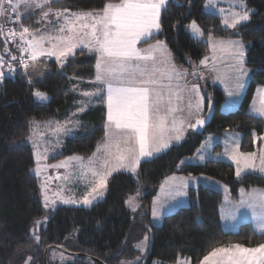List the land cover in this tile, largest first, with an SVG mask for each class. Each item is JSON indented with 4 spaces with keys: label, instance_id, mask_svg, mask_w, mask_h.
<instances>
[{
    "label": "trees",
    "instance_id": "trees-1",
    "mask_svg": "<svg viewBox=\"0 0 264 264\" xmlns=\"http://www.w3.org/2000/svg\"><path fill=\"white\" fill-rule=\"evenodd\" d=\"M107 2L119 3L120 0H55L52 8L96 11ZM203 3L204 0H168L166 7L161 9L160 30L147 43L141 41L139 46L162 42L172 64L188 71L205 59L209 41L242 42L245 66L251 78L240 104L234 111L223 113L220 107L225 102L224 92L210 82L204 83V89L201 88L204 115L212 104L213 117L203 134L195 135L190 131L181 144L141 162L136 176L112 175L107 181L105 199L89 209L62 207L52 213L44 210L38 179L32 173L35 158L28 140L34 128L39 133L38 128L70 118L80 124L78 136L67 140L61 153L48 160L50 163L69 157L90 159L104 143L106 108L101 99L104 92H97L96 89L102 88L94 83L96 54L76 50L63 67L52 60L38 59L34 69L42 78L32 81L19 64V36L7 45L0 36V56L5 61V66L0 68L4 73L0 78V264H25L29 256L32 259L28 264H43L44 251L50 246L86 255L102 264H121L122 261L125 264L139 257L134 245L147 235L146 255L132 264H177L180 259L200 264L213 247L239 244L251 248L264 243V234L257 233L250 224L240 225L235 232L224 231L219 214L222 194L202 185L189 188L187 205L164 216L159 226L151 224L148 213L132 214L127 208V199L144 190L146 194L141 204L147 211L160 183L172 175L217 180L228 188L233 202L238 200L241 191L264 189V176L245 174L236 178L234 166L225 161L209 160L200 165L180 163L194 155L207 135L219 136L224 132L240 135V151L257 152L261 139L253 142V133L260 137L264 131V120L249 113L255 90L264 87V0H244L250 20L232 30L224 28L215 14L203 11ZM38 19L37 9L25 22L26 26L43 28L35 22ZM192 21L204 32L201 40L186 31ZM11 55L18 59L12 60ZM8 65L13 68L11 79H5L10 72ZM38 65L46 67L48 72ZM37 89L47 94L48 100L44 103L35 100L33 92ZM91 91L98 93L92 104L90 97L82 98L83 92ZM79 103H87L83 113L79 111L82 107H78ZM219 149L220 145L214 147L215 151ZM45 217H48L46 224ZM37 220L42 221L37 232L39 242L33 237ZM58 254L65 258L57 259L55 255ZM45 258L46 264H97L85 258L64 256L54 249H49Z\"/></svg>",
    "mask_w": 264,
    "mask_h": 264
},
{
    "label": "snow or ice",
    "instance_id": "snow-or-ice-1",
    "mask_svg": "<svg viewBox=\"0 0 264 264\" xmlns=\"http://www.w3.org/2000/svg\"><path fill=\"white\" fill-rule=\"evenodd\" d=\"M54 2L55 0H0V36L4 37L6 45L8 42H15L17 35L19 36L20 45H18V49L21 53L27 52L32 62L30 65L25 62L23 56L19 58V64L25 69V72L30 66L35 67L38 58L41 56H55L57 63L63 67L66 58L69 55H74V50L80 45L88 47L90 51L95 50L99 54L95 66V81L107 86V122L103 144L104 159L100 165L102 171H97L94 167L90 168L95 179L91 185V191L82 198L83 204L87 206L92 203L93 199H96L92 193L103 195L98 190L107 187V177L113 171L123 168L135 174L142 157L151 156L153 152L167 149L172 139L179 141L181 138L179 134L174 137L166 135L169 131L179 132L176 128L175 118L172 121V128L169 129L167 126V115L181 111L178 107L170 106L171 96L168 100L169 106H166L163 114H161V105L164 100L161 89L164 87L171 89L170 83L162 85L156 79L158 70L154 66L156 60L154 52L162 48V42L157 41L155 45H151L143 53L137 48V44L142 40L145 43L148 42L153 29L160 30L161 9L166 7L168 0L107 2L102 9L87 13H72L67 8L53 9L52 4ZM212 4L213 0H208L205 7H210ZM239 4L240 11L230 10V18L229 16L223 18L226 27L236 29L238 25L250 20V12L244 5V0H239ZM37 9L40 19L35 22L43 25V28L33 29L26 26L25 22L36 14ZM224 11V9H220L222 14ZM7 25L12 26L6 28ZM16 25L19 27L17 28ZM188 27L194 38L203 37L204 32L196 21H192ZM85 29L88 31H84ZM219 43L221 47L234 49L233 58L236 61L234 69L239 73V76L236 77V89H242L244 84L241 77L248 74L244 68V44L232 40L220 41ZM46 44L50 47H46ZM5 51H8L7 47H5ZM11 59L17 60L18 58L11 55ZM141 61L144 63H139ZM149 61L153 63L149 64ZM200 63L206 65L207 59ZM4 66V58L0 56V68ZM8 67L9 71H13L11 65ZM3 75L4 73L0 71V78ZM167 75L169 81L173 79L176 81L185 80L184 87H187L186 76L188 75L196 76L198 80L203 79L197 72L178 69L175 64H172ZM112 81H118V83L113 84ZM177 88H181L179 83H177ZM96 91L99 92L101 89L98 88ZM191 91L199 97L196 107L200 111L204 97L200 96L199 85L193 83ZM258 92L261 94V107L254 108L253 111L258 116L264 117V89H258ZM238 94V92H228L230 97ZM33 95L40 101L48 100L47 94L38 89L33 92ZM83 95L91 97L95 95V92H84ZM175 95L177 99L181 98L179 92H176ZM79 111H84V107H81ZM204 123L205 119L198 118L195 124L189 122L188 127L197 129L203 127ZM181 124H183V120H181ZM62 130L64 128L58 126L54 131ZM253 137V142L257 139H264V136L257 137L255 133H253ZM234 139L235 143L232 144L231 154L229 155L227 149L225 154L229 155V158L236 163V176L239 178L242 170L241 164L245 169L255 170L253 161L257 154L240 151L239 138ZM204 158L203 154L198 155V159L204 160ZM68 159L82 160L83 158L69 157ZM260 159L261 164L264 165V155ZM180 163L184 164L185 161H180ZM37 164L36 174L39 175L38 155ZM67 166V161L51 165L54 168H66ZM259 171L264 172V166L260 167ZM170 179L172 183L166 180L161 185V194L172 198L185 195L184 189L187 187V181L181 179L176 182L175 177ZM43 187L42 185V189ZM89 196H92V199H89ZM48 199L45 195V207L48 206ZM133 200L134 197H130L127 203L132 205ZM63 202L76 203L77 201L64 199ZM240 203L243 205L245 201L241 200ZM156 204L157 201H154L152 209L154 218L159 215ZM247 206L252 209L253 219L257 221L259 230L264 233V193H257L256 190H253L249 194ZM132 210H136L135 206L132 207ZM229 215L233 219L235 218L234 212H230ZM41 223L42 221L37 220L33 228V237L37 242L40 241L37 232ZM147 240L148 237L145 236L136 247L143 250ZM31 259L32 257L29 256L25 264H28ZM121 264L124 262L122 261ZM128 264H132V262H128ZM200 264H264V243L251 248L239 244L228 247H213L203 257Z\"/></svg>",
    "mask_w": 264,
    "mask_h": 264
},
{
    "label": "rangeland",
    "instance_id": "rangeland-1",
    "mask_svg": "<svg viewBox=\"0 0 264 264\" xmlns=\"http://www.w3.org/2000/svg\"><path fill=\"white\" fill-rule=\"evenodd\" d=\"M206 4H208V0H204L203 7H202L203 11L210 12V13H213L216 16H218L220 18L222 26L224 28L230 29V30L233 29V28H228L224 25L223 18L225 16H229L230 10L231 11H240L241 10L239 0H213L212 6L207 7V8L205 7ZM220 9L225 10L223 12V14L220 12ZM87 12H93V11H82V12H72V13H87ZM229 18H230V16H229ZM244 23H246V22H244ZM190 24H191V22L187 25L186 31L190 34L191 37H193L191 34V31L188 27ZM238 26H240V25H238ZM84 31H88V29H85ZM153 31H154V32H152L153 35H155L158 32L155 29H153ZM54 34L58 35L59 33H54ZM195 39L201 40L202 38H195ZM19 45H20V39H19ZM45 46L50 47V45H48V44H46ZM79 49L87 50L91 53H95L97 57L99 55L95 50L90 51L88 47H84L83 45L78 46L74 50V52L76 50H79ZM222 49H225V48L220 47V46L211 47L210 50L208 51L207 58L209 57V54L211 52H217V51H220ZM226 49H228V48H226ZM232 50L234 51V49H232ZM244 52H245V48H244ZM19 54H20V56H23L24 59H27L30 61L29 54L27 52H24V53L20 52ZM71 56L72 55H69L66 58V60L69 59ZM233 56H234V52H233ZM233 56H232V59L228 60V63L223 70L218 71V72H213L209 76L210 81L214 80L213 83H211V84L220 88L225 94V104L223 103L224 105L222 106V112L223 113H224L223 109L230 106L231 104H232V107H235L237 104L238 105L240 104V102H241V100H242V98L246 92L248 82L250 81L249 79L251 78V73L244 64V68L246 69V71L248 73L246 76L241 77V80L244 84V87L242 89H236V77L239 76V73H237L234 69L236 61L234 60ZM38 59L39 60L45 59V61L52 60L55 63H57L55 56H52V57L41 56ZM62 59H64V58H62ZM244 61H245V55H244ZM57 64L60 66L59 63H57ZM38 67H42V68H44V70L46 69V71L48 72V69L46 67L40 66V65H38ZM21 69L24 73L29 74L32 81L40 80L42 78V75H39V77H38V71L35 70L34 67H32V66L27 70V72H25V69L22 66H21ZM112 82H113V84L118 83V81H112ZM204 87H205V84L201 85L202 89H204ZM258 89H264V87H259L255 90L253 100H252L251 105L249 107V113L251 115L257 117V118H262L264 120V117L258 116V114L253 111L254 108H260L261 107V94L258 92ZM229 91H233L234 93L238 92L239 94L233 95L230 97L228 95ZM91 92H94V91H91ZM97 94L98 93L95 92V95H92L90 97L91 98V104L93 103L92 99ZM82 98L87 99V97L84 95L82 96ZM83 99H82V101H83ZM35 100L38 101L39 103L45 102V101L38 100L36 97H35ZM81 105H82V107H84V110H85L87 107V103L86 104L85 103H82V104L79 103L78 107H80ZM238 105L233 110H230L227 112L234 111L238 107ZM80 112L83 113L84 111H80ZM227 112H225V113H227ZM71 120L73 122H71ZM64 122H67V123H64ZM64 122H60V123L56 122L55 123V121H54L51 124H48L42 128H38L37 132H39V133H36L35 128H34V131L30 136L31 139L28 140L29 145L33 148L34 158H35V167H34L32 173L38 179V186H39V191H40V196H41L43 208L45 211L50 212V213H52L56 209L62 208V207L89 209L94 204L102 202L105 199V196L107 193V187L105 189H99L98 192H102L103 195H98L97 193H92V196H95L96 199H93L92 203L90 205L86 206L82 202V198L87 193H89L91 191V185L95 179L92 176V172H91L90 168L94 167L97 171H102V169L100 168V165L104 159V148H103L104 143L99 147L100 150L98 151V148H97V150L94 152L95 155L93 154L91 156V164H90V159H82V160L81 159H72V160H69L68 158H66V159L58 160V161H55L52 163H50L48 161V160L52 159L53 157H56L57 155H59L61 153V150L64 146V143L67 140H70V139L78 136V133L76 134V132L78 131V129L80 130L79 122L75 123V119H70V118H69V120L64 121ZM36 125H38V124H36ZM105 125H106V121L104 124V133H105ZM58 126H62L64 128V130L54 131L55 129H57ZM188 134L185 137H183L182 139H180L179 141L172 139L170 141V146L167 149H163L159 152H153V154L151 156L142 157L139 161V164L137 166L135 174L126 170V169L121 168L119 170L113 171L112 174L107 177V181L112 175H114L116 173H127V174H130L132 176H136V174L138 172V167H139L141 162L149 161V160L157 157L158 155L162 154L163 152L167 151L169 148L181 144L187 138ZM225 137L226 136H224L223 138H216V137L211 136V138H210V136H208L205 140L202 141V143L197 148L196 152L194 153V155L192 157L184 158L182 161H185L184 164H189V165H200V164H203L204 162L209 161V160L225 161V162H228L234 166L235 176H236L237 165H236V163L233 162V160H231L229 158V155L231 154V150H232V144H233L232 142L233 141H229L230 138H225ZM104 141H105V135H104ZM216 143H219V145H221V148H223L221 152H213L214 147L216 145H218ZM226 149L228 150L229 155L225 154ZM200 154L204 155V157H205L204 160L198 159V155H200ZM256 154L257 155L253 161V163L255 165V170H253L251 168L245 169V168H243V164H241L242 170H241L240 177L245 175V174H256L258 176H264V172L259 171L260 167L264 166L261 164V159H260V157L262 155H264V141H263V144L261 143V145L259 146V151ZM37 155L39 156V169H40L39 175L36 174V169L38 167ZM76 158H80V157H76ZM62 161H67L68 166L66 168L65 167H61V168L51 167V165L58 164ZM65 177H67V178H65ZM173 177L176 178V182H179L181 179H184L187 181V187L184 189L185 195L172 198V197H166V196L161 194V192H160L161 185L164 184L166 180H168L170 183H172L170 178H173ZM236 178H238V177L236 176ZM42 185L44 186L43 189H42ZM198 185H202V186H205L209 189L221 192L222 201H223V197L228 196V188L223 183H221L217 180H214L212 178L172 175V176L165 178L160 183L158 188L156 189L155 196L153 197L152 202L149 205V209H147L148 212L143 209V205L141 204V199L146 194V192L144 190H139L138 191L139 195H137V193H135L132 196H130V197H134L132 205L127 203V201L129 200L130 197L127 199V201H126L127 208L130 210V212L132 214H137L139 212L141 213L142 211H143V214L148 213L151 224L153 226H159L161 224L164 216H167V215L175 212L178 208H181V207L187 205V203H188V200H187L188 189L189 188H197ZM166 187H167V185H166ZM45 195L49 198L47 201V204H48L47 207H45V203H46ZM92 196H89V199H92ZM158 197H159V200H157ZM64 199H74L77 202L76 203H64L63 202ZM154 201H157L156 207H157L158 212H159V215L157 218H154L153 214H152ZM133 206H135V209H136L135 211L132 210ZM220 212H221V207H220ZM47 220H48V217H45V224H46ZM147 237H148V235H147ZM143 239H144V237L134 245V249L137 250L139 253L138 259H135L134 261H130V262L135 263L137 260H140L139 259L140 257H144L146 255L147 249H148V240L146 241V243L143 247V250L136 247V245L139 244L141 241H143ZM55 256L57 257V259H60V260L65 258L63 256H60V254L55 255ZM125 264H128V262H125ZM177 264H189V263L186 259H180Z\"/></svg>",
    "mask_w": 264,
    "mask_h": 264
},
{
    "label": "crops",
    "instance_id": "crops-1",
    "mask_svg": "<svg viewBox=\"0 0 264 264\" xmlns=\"http://www.w3.org/2000/svg\"><path fill=\"white\" fill-rule=\"evenodd\" d=\"M152 32H154V31L152 30ZM152 36H153V34H152ZM220 41L221 40L209 41V43H208L209 44V50L211 47L220 46V43H219ZM155 44H152V45H155ZM150 46L151 45L141 47V46H139V43L137 44V48L142 53L144 52V50L148 49ZM223 48H225V49H222V50L217 51V52H211L209 54L208 58L206 56L205 57V59L207 58V64L206 65H202L200 63V64L195 65L194 67L189 69L190 72H192V71L197 72L198 75L203 77V79L198 80L196 76H192V78L194 79L193 80V79H190V75H188V76H186L187 87H184L185 80H180V81H176L175 79H173L172 81L168 80L167 73L171 69L172 60H171L170 54L168 53V51L164 47V45L162 44V48L160 50H157L154 52V55L156 57L154 66L158 70L156 73V79H158L162 85H168L169 83L171 84V89H169L168 87H164L161 89L162 94L164 96V100H163V103L161 105V114H163L164 108L166 106H169L168 100H169L170 96H171V105L170 106L171 107H178L179 109H181V111H177V112L170 113L167 115V126H168V128L169 129L172 128V121L175 118L176 128L179 130V132L169 131L168 133H166L167 136L174 137L175 135L179 134L181 136L180 139H182L183 137H185L190 132L191 127H188L189 122L193 124L198 118H202L204 116V112H205L204 100L202 101L201 110L198 111L196 106H197V103L199 101V97L194 92L191 91V85L193 83H197L200 87V96H202L201 85H203L206 82L213 83L214 80L213 81L209 80L210 74L213 72H218V71L223 70L228 63V60L232 59L234 51L230 48L226 49L227 47H223ZM96 62H97V58H96ZM139 63L142 64L144 62L141 61ZM148 63L152 64L153 62L149 61ZM95 66H96V64H95ZM189 70L187 72H189ZM95 76H96V67H95ZM94 80H95V78H94ZM201 80H202V83H201ZM94 83L96 85H98L100 88H102L101 91L104 92L103 100H104V106L106 108V122H107V103H106L107 86H106V84H103L101 82L94 81ZM177 83H179V85L181 86L180 89L177 88ZM176 92H179V96L181 97L180 99H177V97L175 95ZM153 99H154V96H153ZM189 104H191V107H189ZM224 104H225V102H224ZM224 104H222L220 107L221 111H222V106ZM235 107H232V104H231L230 106L223 109L224 113L227 111L233 110ZM181 120H183V124H181ZM208 136H210V138H211V136L216 137V138H223L224 136H226L225 138H230L229 141H233L232 142L233 144L235 143L234 138H239V143L241 140L240 135H238L236 133H232V132H224L222 135H219V136L207 135L204 138V140ZM262 136H264V131H263ZM263 141H264V139H261L260 145H261V143L263 144ZM216 144L219 145V143H216ZM222 149L223 148H221V145H220V149L217 151H215L213 149V152H221ZM258 151H259V149L255 153H258ZM253 190H256L257 193H264V189H251L249 191H241L239 193L238 200L236 202H233L230 200L229 193H228L227 197H223V201L220 204L221 212H220V207H219V214H220L221 226H222V229L224 231L235 232L240 225L250 224L257 233L263 234V233H261V231L258 228L257 221L255 219H253L252 209H250L247 206L249 194L252 193ZM241 200L245 201V203L243 205H241V203H240ZM230 212L235 213L234 219L229 215Z\"/></svg>",
    "mask_w": 264,
    "mask_h": 264
},
{
    "label": "water",
    "instance_id": "water-1",
    "mask_svg": "<svg viewBox=\"0 0 264 264\" xmlns=\"http://www.w3.org/2000/svg\"><path fill=\"white\" fill-rule=\"evenodd\" d=\"M210 105V107H209ZM208 107H207V111L205 113V115L202 117L203 119H205V123L203 125V127H198L197 129H193L191 128V133L195 134V135H202L203 132L207 129V127L209 126V124L211 123L212 121V117H213V106L212 104H209ZM196 122V121H195ZM195 122L193 124H195ZM49 249H54L56 250L57 252L61 253L62 255H65L67 257H73V258H85V259H88V260H91L97 264H102L101 262H99L98 260L96 259H93L91 257H88L86 255H81V254H75V253H70L64 249H62L61 247L59 246H50L48 247L45 251H44V257H43V264H46V252L49 250Z\"/></svg>",
    "mask_w": 264,
    "mask_h": 264
},
{
    "label": "built area",
    "instance_id": "built-area-1",
    "mask_svg": "<svg viewBox=\"0 0 264 264\" xmlns=\"http://www.w3.org/2000/svg\"><path fill=\"white\" fill-rule=\"evenodd\" d=\"M13 78V74H12V71L8 72L5 79H11Z\"/></svg>",
    "mask_w": 264,
    "mask_h": 264
},
{
    "label": "bare ground",
    "instance_id": "bare-ground-1",
    "mask_svg": "<svg viewBox=\"0 0 264 264\" xmlns=\"http://www.w3.org/2000/svg\"><path fill=\"white\" fill-rule=\"evenodd\" d=\"M13 69V68H12Z\"/></svg>",
    "mask_w": 264,
    "mask_h": 264
}]
</instances>
